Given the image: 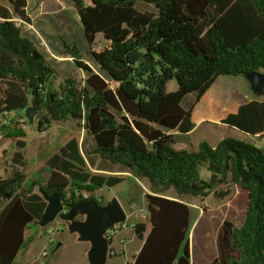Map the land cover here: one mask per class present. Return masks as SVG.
I'll use <instances>...</instances> for the list:
<instances>
[{
  "label": "trees",
  "instance_id": "trees-1",
  "mask_svg": "<svg viewBox=\"0 0 264 264\" xmlns=\"http://www.w3.org/2000/svg\"><path fill=\"white\" fill-rule=\"evenodd\" d=\"M8 2L15 18L33 25L29 0ZM72 2L88 43L93 45L102 35L109 46L91 54L93 68L76 47L68 49L87 78L84 84L64 79L56 89V69L16 22L3 18L0 120L17 113L26 125L23 113L35 106L39 133L73 122L94 144L90 151L83 141L85 158L97 154L107 167L149 183L148 223L134 227L141 248L128 264H192L195 221L188 200H225L233 188L247 194L245 220L241 227L223 222L219 257L211 264H264V151L256 148L264 140V101L252 100L222 122L252 142L227 138L216 146L203 141L194 150H176L173 134L195 129L194 108L218 78L264 73V0ZM173 80L178 88L169 92ZM190 97L194 100L186 106ZM23 124L0 123L2 135L16 141L11 172L7 178L0 176V264H15L34 243L26 234L40 224L47 206L34 193L35 183L26 188ZM48 166L51 174L41 194H59L66 211L88 200L105 205V197L94 194L126 181L120 175L92 174L76 141L53 155ZM84 193L92 195L86 199ZM169 193L174 199L167 198Z\"/></svg>",
  "mask_w": 264,
  "mask_h": 264
},
{
  "label": "rangeland",
  "instance_id": "rangeland-1",
  "mask_svg": "<svg viewBox=\"0 0 264 264\" xmlns=\"http://www.w3.org/2000/svg\"><path fill=\"white\" fill-rule=\"evenodd\" d=\"M137 7L141 6L138 5ZM1 9L11 11L14 15L8 0H0ZM29 15L33 25L24 24L20 19L16 20V24L22 28L24 36L36 44L49 64L56 69L58 73V80L55 82L56 89H59V83L67 78L76 79L80 84H84L87 78L85 72L78 68L73 60L71 62L59 59H73L67 52L68 49L76 47L83 62L93 68L91 54L107 48L109 42L102 35H99L93 45L88 43L72 0H29ZM239 79L242 77L225 80L235 85L239 83ZM177 88L175 80L168 84L169 92L176 91ZM193 100L194 98L190 97L186 106L190 105ZM14 122L23 124L17 113H13L8 121L0 120V123L4 125H12ZM62 124L71 130L70 135L76 136L77 139L82 136V143L85 140V148L92 151L94 144L86 136L84 130L77 127L73 122ZM22 127L27 133L25 154L28 181L26 188L35 183L34 193L43 197L41 188L47 187L51 174L48 161L64 147L68 139L67 133H58L57 130H53L42 134L36 131V123L32 127L29 124H23ZM221 133L236 140H242L232 134L231 130L223 129ZM173 134H176V144L174 145L176 150H194L201 140H208L210 144H216V139L205 128L198 129L191 136L181 135L178 132H173ZM244 141L252 142L254 139L248 137ZM82 143L81 148L79 147V154L85 159L86 168L91 173L93 169L97 170L108 166L101 161L97 154L86 155L85 158V148H82ZM15 145V139L6 138L0 132V176L3 178H7L11 172L12 157L16 150ZM115 170L121 171L119 168H115ZM202 175L207 176L206 170L202 171ZM125 178L126 181L123 184L113 189L98 190L94 194L95 196L103 195L107 201L114 197L118 198L129 216L127 224L115 232L114 248L120 256L110 261V264H119V262L125 264L133 260L134 254L132 253H136L141 245L134 233V227L137 223H148L146 194L151 193L149 183L137 181L132 177ZM172 195V193L168 194V196ZM69 196L71 195L69 194ZM188 202L194 206L192 221H195L190 235L192 264H211L219 257L218 237L223 222L230 221L236 227L243 225L247 194L238 188H233L232 194L225 200L216 201L210 197L202 201L191 199ZM196 216L198 217L196 218ZM198 225L199 228L196 231ZM204 230H207L208 234ZM26 235L27 237L33 236L35 241L28 249L19 254L15 264H89L87 254L90 245L84 244V246L78 241L76 235L70 234L67 223L61 219L48 227L33 224ZM121 235H124V241L134 239V242L128 246L130 248L124 250V255L122 254ZM203 238H206L205 243L201 241ZM202 244L205 248L201 246Z\"/></svg>",
  "mask_w": 264,
  "mask_h": 264
},
{
  "label": "water",
  "instance_id": "water-1",
  "mask_svg": "<svg viewBox=\"0 0 264 264\" xmlns=\"http://www.w3.org/2000/svg\"><path fill=\"white\" fill-rule=\"evenodd\" d=\"M246 78L256 96L264 95V73L253 71ZM38 110L35 106L27 108L23 115L29 126L35 125ZM46 209L40 220L41 227H48L58 219L65 221L70 234L76 235L81 243H88L87 258L89 264H108L112 245L109 232L116 226L128 222V213L120 200L112 198L105 205H99L95 200L82 201L66 211L59 194L44 195Z\"/></svg>",
  "mask_w": 264,
  "mask_h": 264
},
{
  "label": "crops",
  "instance_id": "crops-1",
  "mask_svg": "<svg viewBox=\"0 0 264 264\" xmlns=\"http://www.w3.org/2000/svg\"><path fill=\"white\" fill-rule=\"evenodd\" d=\"M0 18H1L0 21L4 20L3 18H10L14 22H16L17 20V18H15V16L12 15L11 11L10 12L3 11L2 9L0 10ZM59 60L61 61L68 60L72 62V59H62L61 58ZM241 77L242 79H239L238 81L239 83H237L238 85L237 84L233 85L229 83V81L225 80L227 78H237V77H220L216 80V82L212 85V87L205 93L201 101L195 106L193 116H192V121L195 124V129L192 132L186 134V136H191L196 131H198V129L205 128L207 131H209L210 134H212L211 136L214 139H216V144L214 145L211 144L213 146H216L218 143H220L224 139L232 138V137L223 135L221 133L223 129L231 130L232 134L242 139L241 141H244V139L246 140L248 138V136L244 135L240 131L222 124V122L229 115L238 113L239 108L249 103L250 101L252 100L264 101V95L256 96L253 93L251 89V84L246 78V76H239L238 78H241ZM53 130H57L58 133H64V132L67 133L68 139L64 147L68 145L69 143H71L72 141H76L78 147L81 148L82 136L77 139L76 136L70 135L71 130L63 126L62 123L52 125L51 128L47 132H51ZM45 133L46 132L42 134H45ZM174 135L176 137V134ZM203 141H207L208 143H210L208 140H201L199 144ZM92 174L103 175V176L120 175L124 177H131L127 173H123L121 171H117L109 167H104V168H100L97 170L93 169ZM167 198L174 199L173 195L168 196ZM123 238H124V235H121L120 240H121V244H123L122 254L124 255L125 254L124 250L130 248L128 246L129 244H132L134 242V239H130L129 241H124ZM82 244L84 245L88 243H82ZM114 245H113V248H114ZM140 248H141V245L138 249L136 248L137 249L136 253H132L134 254L133 257L137 255ZM115 254L120 256V254H117L116 251H115ZM116 257L117 256H114V255L111 256L108 264H110V261H112ZM119 264H122V262H119Z\"/></svg>",
  "mask_w": 264,
  "mask_h": 264
},
{
  "label": "built area",
  "instance_id": "built-area-1",
  "mask_svg": "<svg viewBox=\"0 0 264 264\" xmlns=\"http://www.w3.org/2000/svg\"><path fill=\"white\" fill-rule=\"evenodd\" d=\"M256 148L261 149V150L264 151V140L259 141V142L256 144ZM78 195H79V194H78ZM90 196H91V194H89V193H84V194H83V197L86 198V199H88ZM68 197L70 198V196H68ZM98 201H99V202H102L101 199H98ZM119 228H121V225L116 226L113 230H111V231L109 232V236H108V237H109L110 240H112V239L114 238L115 232H116ZM111 254H112L111 256L115 255V252L113 251V246H112ZM125 264H128V263H125Z\"/></svg>",
  "mask_w": 264,
  "mask_h": 264
}]
</instances>
